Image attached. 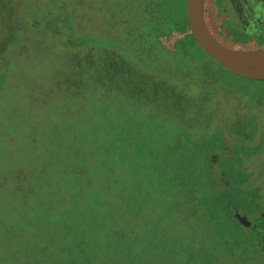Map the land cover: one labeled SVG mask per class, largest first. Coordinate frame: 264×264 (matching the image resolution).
<instances>
[{
    "label": "trees",
    "instance_id": "obj_1",
    "mask_svg": "<svg viewBox=\"0 0 264 264\" xmlns=\"http://www.w3.org/2000/svg\"><path fill=\"white\" fill-rule=\"evenodd\" d=\"M166 6L171 17L167 21H159L157 17L151 21L154 45L168 52L170 58L176 56L173 60L186 64L188 59L194 58L200 64L197 47L208 54L190 31L186 0H168ZM166 6L162 4V10ZM172 29H179L183 34L171 49L158 39ZM78 40V35H73L65 41L69 44L67 48L48 53L52 59L62 57L68 63L62 65L58 83L50 84L55 93L53 98L41 101L45 108L43 115H37L30 107L36 115L31 118L41 131L15 134V137L21 136L17 140L22 141L14 145L17 155L0 161V192L11 194L7 201L0 197V206L7 205L0 224L8 225L5 228L9 231L14 254L20 253L21 258H26L25 262L33 264H221L209 251L227 246L223 240L229 233L225 216L232 223L235 218L229 203L241 204L239 193L243 192L242 184L249 177L248 173L235 169L239 159L235 152L241 145L228 144L222 130L217 129L207 147L203 151L196 150L195 138L168 123L164 118L168 115L158 107L172 100L175 93L172 87L168 88L165 78L148 77L143 85L142 80L120 86L119 81L125 75L130 80L151 75L149 69L155 67L144 61L140 53L141 58L128 57L134 65L129 70L128 59L119 49L104 51L102 55L94 48L77 46ZM61 43L65 44L63 39H55V45ZM84 67L88 75L78 76L76 72ZM66 72L74 76L68 77ZM3 76L0 87L7 79ZM184 85L190 86V82ZM159 92H164L166 97L157 103L155 95ZM106 94L112 102H108ZM69 95L73 104L65 108L62 103L66 101L62 98L67 99ZM115 99L123 103L110 106ZM76 108H81L88 116H78ZM141 110L145 117L155 121V128H162L164 121L168 126L154 130L152 138L148 137L146 128L143 136L128 129L135 124ZM12 112L16 115L15 109ZM139 120L142 126L149 124ZM91 131L102 137H93ZM79 132H84L87 139L71 136ZM156 133L161 138L156 139ZM21 134L27 135L28 140ZM60 135L62 138L55 146ZM34 136L38 138L35 140ZM50 140L52 144L48 143ZM72 141L83 146L84 151L74 153L75 157H69L68 152L65 156L58 153V149L64 152L66 144ZM166 142L170 145L167 148L171 147L168 151L163 149ZM88 152H92L91 155ZM91 163L102 170L113 167L116 170L111 171L115 174L97 180L96 168ZM227 167L232 173L227 174ZM113 177L118 180L108 181ZM222 180L224 187L219 185ZM22 184L28 188L23 192L20 191ZM248 190L244 197L255 205L258 193ZM108 194L118 197V203ZM186 200L189 206L183 212ZM234 221L245 238L260 250L248 231L236 218ZM257 224L256 228L260 224L264 227L263 212ZM204 227L210 231L208 234ZM209 234L220 237L221 243L215 248L204 244ZM263 250L260 251L264 253Z\"/></svg>",
    "mask_w": 264,
    "mask_h": 264
},
{
    "label": "rangeland",
    "instance_id": "obj_2",
    "mask_svg": "<svg viewBox=\"0 0 264 264\" xmlns=\"http://www.w3.org/2000/svg\"><path fill=\"white\" fill-rule=\"evenodd\" d=\"M167 2L168 0H0V78L4 77L3 75L7 78L0 87V161L12 159L17 155L18 150L14 145H20L22 141L19 142L17 138L21 136L15 137V134L41 131L31 118L36 115L30 107L37 115H43L45 108L41 101L53 98L55 93L50 84L58 83L56 80L60 76L61 67L68 63L62 57L52 59L48 53L67 48L69 44L65 41L73 35H78L80 39L77 46L94 48L102 55H105L107 50L111 52L119 49L118 51L128 59L133 55L139 56L140 53L144 61L155 67L149 69L151 75L143 78L137 76L132 80L125 75L119 81L120 86L123 87L130 81L138 83L142 80L143 85L148 77H163L168 88L171 90L172 87L175 93L172 100L169 99L163 106L158 107L162 113L168 115L164 117L168 123L179 126L182 132H188L195 138L198 142L196 150L203 151L209 140L216 135L217 129L222 130V136L228 144L241 145L240 150L234 151L235 156L238 155L239 158L238 162H235V169L248 173L249 177L242 184L245 192L239 193L241 204L235 202L229 203V206L238 222L248 231L260 250H263L264 227L260 224L256 228V220L259 214L264 213V80L239 77L211 56L202 53L198 47L195 51L201 58L200 64L194 58L188 59L186 64L179 59L178 62L173 60L176 56L170 58L168 52L158 50L157 45H154V33L150 25L155 17L159 21H167L171 17ZM187 2L188 0L186 14ZM162 4L166 6L163 10ZM206 21L215 38L227 47L239 50L264 48V0H206ZM167 28L169 29V26ZM182 34L179 29H172L170 33L161 35L158 40L172 49ZM55 39H63L65 44L57 46ZM126 63L131 70L133 63L129 59ZM8 66L10 69L7 71ZM48 69L51 70L47 72ZM155 69L158 72H155ZM65 74L68 77L74 76L69 72ZM76 74L86 77L88 70L84 67ZM126 74L128 75V72ZM187 82H190V86H182ZM155 96L156 102L160 103L165 100L166 94L159 92ZM106 99L112 102L111 98H107V94ZM71 100V95L67 99L62 98V101H66L62 106H72ZM122 103V100L115 99V102L109 105L116 107ZM56 108L58 109V104ZM14 109L16 115L12 112ZM76 110L78 116H88L81 108ZM47 111L49 112V108ZM139 119L149 124L142 126ZM154 122L150 117H145L141 110L135 124L128 126V129L143 136L146 128L149 131L148 137L152 138L154 130L157 132L168 126L164 125V121L162 128H155ZM123 125L127 129L125 121ZM89 133L95 138L102 137L98 132ZM83 134L84 132H79L71 136L77 135L86 140ZM156 134V139L161 138L159 133ZM37 138L38 136H34L35 140ZM61 138L62 135L56 138L55 146ZM139 138L142 141V137ZM108 140L112 141V138ZM48 143L52 144V140ZM167 145L170 146L169 142L163 145V149L168 151L171 147L167 148ZM82 147L72 141L66 144L64 152L58 149V153L65 156V152H68L69 157H75L74 153L84 151ZM88 153L91 155L92 152ZM4 157L7 158L2 159ZM79 158L85 159L86 156ZM93 165L97 171V180L115 174L111 171L116 170L113 167L107 166L102 170L96 164ZM231 171L232 169L227 167V174ZM112 179L117 178H109L108 181ZM219 185L224 187L225 181L222 180ZM25 189L28 188L22 184L20 191ZM248 189L258 193L255 205L245 199ZM9 193L0 192V197L7 201L11 196ZM108 195L113 202L118 203V197L114 194ZM188 204L187 200L183 203V212ZM6 207L7 205L0 206V219L5 217ZM6 226L8 225L0 224V264H33L32 261L25 262L26 258H21L20 253L14 254ZM246 240L250 243L249 238Z\"/></svg>",
    "mask_w": 264,
    "mask_h": 264
},
{
    "label": "water",
    "instance_id": "obj_3",
    "mask_svg": "<svg viewBox=\"0 0 264 264\" xmlns=\"http://www.w3.org/2000/svg\"><path fill=\"white\" fill-rule=\"evenodd\" d=\"M187 18L198 45L231 73L250 80H264V48L239 50L223 45L206 21V0H188Z\"/></svg>",
    "mask_w": 264,
    "mask_h": 264
},
{
    "label": "crops",
    "instance_id": "obj_4",
    "mask_svg": "<svg viewBox=\"0 0 264 264\" xmlns=\"http://www.w3.org/2000/svg\"><path fill=\"white\" fill-rule=\"evenodd\" d=\"M225 219L229 225V233L226 238L223 239L227 246H225V248L224 246H217L218 242L221 243L220 237L214 234L207 235L204 242L207 248H215L217 246L215 252L209 251L210 254L217 256L215 260L219 261L221 264H264L263 252L251 243H247L243 231L238 228L234 219H232L233 223L229 221L226 216ZM203 230L207 234L210 232L205 227Z\"/></svg>",
    "mask_w": 264,
    "mask_h": 264
}]
</instances>
